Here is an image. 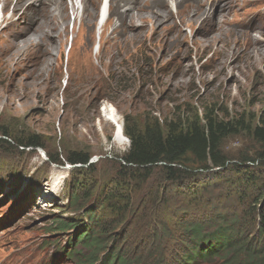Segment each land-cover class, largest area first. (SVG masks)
<instances>
[{
	"label": "rangeland",
	"instance_id": "obj_1",
	"mask_svg": "<svg viewBox=\"0 0 264 264\" xmlns=\"http://www.w3.org/2000/svg\"><path fill=\"white\" fill-rule=\"evenodd\" d=\"M167 2L172 20L147 23L136 31L137 42L99 44V28L93 30L94 41L76 42L82 55L77 58H87L94 68L87 75L78 66L70 74L73 61L67 64L73 24L64 34L67 42H54L55 56L49 55V63L41 66L25 65L28 61L21 52L2 54L0 42V135L4 131L16 142L35 136L41 144L29 152L0 146V264H79L68 257L72 233L56 231L52 222L78 219L67 203L77 182L97 181L93 196L104 195L103 184L112 172L107 162L129 150L127 137L124 146L115 143L112 124L102 121L103 131L99 130L96 122L103 106H113L122 125L127 117L139 123L189 122L205 111L220 121L243 119L259 125L264 114V0H188L180 8L178 0ZM4 14L10 15V9ZM69 14L71 19L72 11ZM83 33L90 30L82 29ZM222 149L235 158L252 155L259 146L243 133L226 139ZM71 152L88 154L96 174L86 168L75 173L78 165L66 162ZM55 159L59 163H51ZM159 178L134 188L133 213L128 211L125 227L116 229H128L143 264H167L176 253L168 238L158 242L151 237L158 235L155 221L161 220L169 237L178 238L182 219L175 213L186 218L191 214L195 223L205 214L213 219L217 212H234L230 204L219 201L212 207L202 203L200 216L189 195L179 196L174 186L167 193L170 185L157 186ZM157 191L160 200L154 202L152 194ZM161 196L172 211L157 208ZM103 211L96 209L95 215ZM255 233V228L245 233L253 247L262 243ZM153 245L157 248L148 252Z\"/></svg>",
	"mask_w": 264,
	"mask_h": 264
},
{
	"label": "trees",
	"instance_id": "obj_2",
	"mask_svg": "<svg viewBox=\"0 0 264 264\" xmlns=\"http://www.w3.org/2000/svg\"><path fill=\"white\" fill-rule=\"evenodd\" d=\"M123 133L130 140L129 150L107 162L112 172L103 184L105 194L93 196L97 181L77 182L68 192L67 203L70 210L78 213V219L52 222L56 231L72 233L68 257L74 263L143 264L128 229H116L122 228L125 218L133 213L130 197L134 188L161 176L156 185L169 184L167 193L174 186L179 196L189 195L192 207L200 216L202 203L212 207L223 201L234 207L233 213L217 212L213 219L205 214L201 216L202 221L195 223L191 214L187 218L181 213L173 214L182 219L178 238L169 237L161 220L155 221L154 229L158 235L151 237L158 242L166 237L169 245L175 244L176 253L167 264H210L215 261L220 264H264V114L258 126L243 119L220 121L209 111L182 123L161 124L159 120L139 123L127 117ZM243 133L249 134L259 151L229 157L223 152V142ZM0 136V146L5 144L9 150L29 152L41 148L35 136L19 142L4 131ZM66 162L78 165L73 168L75 173L81 174L82 168H86L96 174L86 153L71 152ZM51 163L59 161L55 159ZM207 181L209 184L203 186ZM152 199L154 202L160 200L158 191L152 194ZM168 203L161 196L157 208L172 211V205ZM96 209L104 210L103 214L97 217ZM248 228L256 229L261 244L253 247L248 243L245 234ZM154 247L157 248L153 245L148 252ZM126 251H130V255Z\"/></svg>",
	"mask_w": 264,
	"mask_h": 264
},
{
	"label": "bare ground",
	"instance_id": "obj_3",
	"mask_svg": "<svg viewBox=\"0 0 264 264\" xmlns=\"http://www.w3.org/2000/svg\"><path fill=\"white\" fill-rule=\"evenodd\" d=\"M77 1L0 0V9L3 14V17L0 18V42H4L2 54L6 55L10 50H14L16 53L21 52L24 60L28 61L25 62L27 66L37 63L41 66L49 63L47 61L50 57L49 55H54L55 53L54 42H57V44L58 42H67L68 36L64 34L72 25V18L75 17L67 64L70 65L73 61L70 74L74 73V69L78 66L81 72L87 75V72L94 68L91 67L87 58H77V56L82 55H79V46H77L76 42L94 41L93 30L96 28H99L97 37L99 44H102V42H137L139 35L136 31L144 30L147 23L157 25L158 23L162 24L172 20L168 0H109V16L99 27V7L102 0H80L83 7L81 15L79 14ZM186 1L188 0H178L177 7L180 8L181 3ZM9 9L11 14L7 16L4 13ZM226 9L228 7L223 11ZM69 11H72L71 19L69 18ZM182 12L177 10L179 16L182 15ZM110 16H113L115 21ZM112 20L114 23H112ZM31 24L34 25L31 27ZM77 25L80 26L78 33L76 32ZM82 29H88L90 33L80 34ZM110 29L112 30L109 33ZM60 54L61 50L58 51L59 58ZM96 55L98 56L99 52ZM69 71L65 88H67L70 80ZM118 117L113 106L106 105L102 107L100 119L97 120L96 124L101 132L103 131V126L101 127L102 121L112 124L116 131L115 143L119 146H124L128 141ZM55 182L56 179L53 180V185H55Z\"/></svg>",
	"mask_w": 264,
	"mask_h": 264
}]
</instances>
